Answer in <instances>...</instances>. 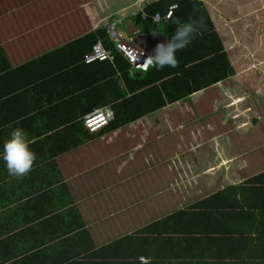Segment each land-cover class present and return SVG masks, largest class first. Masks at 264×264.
Listing matches in <instances>:
<instances>
[{"label":"crops","instance_id":"0c3cea01","mask_svg":"<svg viewBox=\"0 0 264 264\" xmlns=\"http://www.w3.org/2000/svg\"><path fill=\"white\" fill-rule=\"evenodd\" d=\"M85 2L0 0V67L7 60L14 62V70L23 67L10 75L0 101L20 98L13 129L24 131L36 154L27 175H10L2 159L10 134L0 126V264L147 262L164 258L171 245L160 241L166 235L179 241L173 244L177 250L169 256L171 264L183 259L188 264H264V6L260 15L241 23L254 29L251 46L239 49L241 55L231 60L241 70L228 79L240 74L235 80L243 91L221 92L227 101L221 109L207 107L215 97L203 92L225 80L201 85L207 78L199 82L200 61L193 60L201 52L187 46L190 53L180 57L183 65L174 72L187 82L166 87L177 96L166 104L161 78L156 85L147 79L137 90L134 81L111 83V68L94 65L93 77L103 91L89 98L106 101L115 118L108 121L103 114L83 127L76 123L85 111L80 101L90 107L84 96L87 72L79 69L77 77L55 84L41 74L52 75L63 64L70 68L67 63L80 54L57 48L64 43L59 37L71 34L72 26L92 19L76 15ZM120 18L121 31L150 55L165 38L171 39L151 24H137L133 16ZM36 34L48 52L34 48ZM242 37L245 30L237 42H247ZM98 42L107 47L101 38ZM17 56L22 59L16 61ZM43 64L47 70L39 67ZM141 69L139 79L146 77ZM4 74L1 70L0 76ZM200 86L205 88L197 90ZM256 92L258 96H249ZM66 115L68 122L58 127ZM49 124L51 131L40 135ZM58 132L64 134L54 138ZM203 133L209 134L207 140L199 139ZM187 208L190 217L179 214ZM140 229L147 230L139 235L143 250L137 252L133 234Z\"/></svg>","mask_w":264,"mask_h":264},{"label":"trees","instance_id":"16d2710c","mask_svg":"<svg viewBox=\"0 0 264 264\" xmlns=\"http://www.w3.org/2000/svg\"><path fill=\"white\" fill-rule=\"evenodd\" d=\"M174 3H177L178 6L172 9L173 14L171 15V17L165 19L167 13L174 5ZM262 6H264V0H226V2L222 0H206L204 2L201 0H87V2L84 3V7H82L83 10L81 9L82 13H77L76 15H78V17L80 18H83L87 15L91 16L92 19L87 21V25L72 26L71 34L59 37L64 43H62L63 45L57 48L59 51L74 49V51L76 52L79 51L80 54L74 61H70L69 63H67L70 68H67L66 65L63 64L62 68L56 66L53 71H51L52 75H48V73H45L41 74V76L50 79L55 84L61 79L68 81L69 75L71 77H75L78 74L79 69H84L87 72L88 79L86 83L87 87L84 89V96L86 99V105L89 104L90 107H85L84 102L80 101L85 111L81 114L79 121L76 123L82 125L83 127H85V124L95 123V120L86 119L85 117H83L86 113L93 111L97 107L108 105L105 104L106 101L97 102L89 98L94 93L103 91L101 85H98L96 83L97 78L93 77L95 69L93 66L96 64L108 66L111 68V72H109L108 74L111 79H114H110L111 83L117 82L120 84L131 85L130 83L134 81L132 84L135 85V89L137 90H142L145 80L151 79V82L156 85L157 80L161 78L162 81L160 83V86L163 88L162 90L164 91L165 95L164 104L173 102L177 99V96L173 97L171 95L175 93V89L173 90L172 88L166 87L171 86L172 82H187V80L182 77V74H176L175 76L174 72L183 65V61H181L182 59H180V57H184L187 54L189 55V49L185 47L183 50L176 53L177 59L179 61L177 67H169L168 69L163 68L162 70H157L155 68H149L145 64H140V66L135 70H140L141 68H143L144 70H146V77L139 79L136 77L138 70H134L131 72L130 61L122 53H120L117 48H114L115 43L113 45L114 41L110 37L107 27L110 24H114L115 28L121 31L119 26V19L122 18L120 17L133 16L135 17L134 20L137 24H145V26L147 27H150L151 24V26L156 29H162V31L166 33L169 38H171L177 28V25H175L174 23L176 18H180L182 21L194 20L198 24V31L196 32L191 43H189L187 46H192L194 49H196L197 47L201 52L198 56H195L193 58V60L200 61L196 67L197 74L198 71L203 73L201 76L199 75V82L207 78L201 85L213 86V84H217L225 80V83L223 85H217L207 88H205L204 86H200L197 87V90H202L205 88L203 94H207L204 96H206L207 98L210 96H212L213 98L215 97L212 100H207V107L221 109L222 106L227 104L226 100H222L225 95L221 92L227 90V88H229L228 90H232L234 93H236L237 91H243L242 83L236 81L234 77L231 80L228 79L237 74L236 68L233 66L231 60H237V58L241 55L238 52L239 49H245L244 46H246V48L248 46H251V43L248 40H250L249 36L251 34V31H254V29L252 25L250 27H246L245 25H241V23H248L249 20H252V18L257 13L260 15V12L257 11L259 8L261 9ZM144 12L148 14V18L146 19L143 17ZM158 14L161 16L160 20H156V15ZM238 16H242V20L240 19L241 21L238 20ZM251 23H253V21ZM96 26H100V28L96 29L97 31H93ZM242 30H245L246 33V37L242 38H244L243 40H247V42L244 41L243 44L237 42V39L239 38ZM99 38L103 40L104 44L107 46V49L108 47L109 50L110 48L112 49L111 51L114 54V59L112 61L104 60L86 63L84 61L86 55L90 50H92L94 44ZM33 39L34 48H36L37 46H42L45 51L47 50V45L41 39L39 34H36ZM20 40L21 39H18L16 41V44ZM40 52L43 51H34V53H32L34 56ZM29 54L30 53H28V55ZM217 54H221V56H217ZM148 55H150V51L148 52ZM3 56L5 57V55ZM21 59L22 58L17 56L16 61H19ZM13 64V61L7 60V62L0 67V71L3 70L5 72L4 75L0 76V91H5L7 93L6 87L10 75L12 73H18L17 71H22L23 69V67H21L17 70H14L12 69ZM35 64L36 63L33 62V66H35ZM114 64H118V66H114ZM39 67L44 70L48 69L44 64L42 66L39 65ZM239 75L240 74H238L236 77H238ZM35 80H39V78L37 77L35 78ZM249 91L252 92L253 90ZM65 94H67V92H65ZM258 95V92L249 94V96L253 97H256ZM242 101L243 100H239L240 104ZM51 102V100L47 101V103ZM61 102L62 104H64L65 101L61 100ZM19 103L20 98H18L17 95L9 97V99L7 100L0 101V110H4L5 112L4 115L0 114V126H6L7 134L12 133V131L14 130L13 124L16 125L17 122L15 119L20 116L19 110L16 109V106ZM55 104L61 106V103H59V101H56ZM67 118H69L68 115L63 117L59 122L58 127H60L63 123H67ZM45 130L46 131H40L44 132L40 133V135L46 134V132L51 131L50 124ZM63 134L64 133L62 132L55 133L54 138H61V135ZM50 137H52V134ZM66 149H69V146H67ZM195 207L199 206L196 205ZM181 213H186L188 217L191 216L188 208L187 211H182L179 214ZM173 216L171 217V220L173 219ZM54 217L58 218V215L54 214ZM145 230L147 229L136 230L133 234L135 235L134 237H136L135 244L137 252L143 250V246L141 244L142 242H140L141 236L139 235ZM168 237L171 236H163L160 240L162 243L171 244L169 248H165L166 255H164L163 259H153L147 262H139L138 260L134 259L130 260L129 262H123L122 264H171V261H169V256L173 251L177 250V248H175L173 244L179 241L175 242V239ZM147 245H152V243H147ZM159 250L161 256H163L164 252L161 249ZM152 256H156V253ZM181 264L188 263L183 259Z\"/></svg>","mask_w":264,"mask_h":264},{"label":"clouds","instance_id":"9594fccd","mask_svg":"<svg viewBox=\"0 0 264 264\" xmlns=\"http://www.w3.org/2000/svg\"><path fill=\"white\" fill-rule=\"evenodd\" d=\"M157 19H159L158 16ZM165 19H168V17H165ZM174 23L177 25V28L171 39H168L166 43L158 44L153 54L146 57L145 65L147 67L162 70L165 67L178 66L179 61L176 53L191 43L198 31V24L194 20L182 21L180 18H176ZM124 35L128 40L138 44L133 39H129L126 34ZM106 106L108 105L102 107ZM2 159L6 163L8 173L14 177H23L32 170L36 160V154L31 150L27 136L22 129L17 128L12 131L10 138L3 145Z\"/></svg>","mask_w":264,"mask_h":264},{"label":"built area","instance_id":"2783aa9c","mask_svg":"<svg viewBox=\"0 0 264 264\" xmlns=\"http://www.w3.org/2000/svg\"><path fill=\"white\" fill-rule=\"evenodd\" d=\"M177 5L174 4L166 17H171L173 14L172 9ZM157 16L159 19H157ZM143 17L148 18L147 14H143ZM161 16L156 15V20H160ZM110 37L114 40L115 46L119 52H121L131 63L133 68H137L140 64H145V59L148 56L149 49L147 47H142L130 40H128L125 35L115 28L114 24H110L107 27ZM114 54L111 50L107 49L102 43H96L92 50L86 55L85 61L90 63L94 61H104L113 60ZM105 114L108 121L114 118V112L110 107H102L93 110L91 113L85 115L86 119H94L95 117H102Z\"/></svg>","mask_w":264,"mask_h":264},{"label":"rangeland","instance_id":"374dc122","mask_svg":"<svg viewBox=\"0 0 264 264\" xmlns=\"http://www.w3.org/2000/svg\"><path fill=\"white\" fill-rule=\"evenodd\" d=\"M233 64H234V66H235V68L240 72V70H241V65L238 63V64H235L234 62H233ZM235 78H237L236 76H235ZM218 115V113H214V116H217ZM220 131V130H219ZM209 136V134H202L201 136H199V139H204V140H207V137ZM218 137L220 138V139H222V136L219 134L218 135ZM183 182H185V184H188L187 183V181H183Z\"/></svg>","mask_w":264,"mask_h":264},{"label":"water","instance_id":"95a60500","mask_svg":"<svg viewBox=\"0 0 264 264\" xmlns=\"http://www.w3.org/2000/svg\"><path fill=\"white\" fill-rule=\"evenodd\" d=\"M164 40H165L164 43H166L167 42V39L165 38Z\"/></svg>","mask_w":264,"mask_h":264}]
</instances>
